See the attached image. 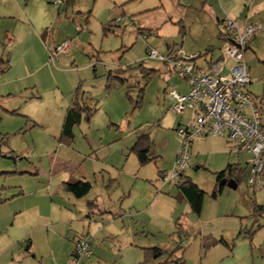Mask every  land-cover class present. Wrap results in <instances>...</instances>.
<instances>
[{
    "label": "rangeland",
    "instance_id": "1",
    "mask_svg": "<svg viewBox=\"0 0 264 264\" xmlns=\"http://www.w3.org/2000/svg\"><path fill=\"white\" fill-rule=\"evenodd\" d=\"M51 1L57 4V0ZM252 2L249 0L248 5ZM253 7H246L244 17H251L250 24L264 23V8L254 12ZM224 9L226 7L220 6L217 0H62L52 32L59 40H71L70 51L52 58V46L48 49L44 69L24 81L30 85H18L12 94L0 95V197L8 198L9 186L27 185L32 178L9 171H19L33 163L49 166L47 152H52L58 144L55 135H60L67 107L81 85V92L97 102L98 111L90 121L84 117L76 127L73 143L76 148L94 151L108 163L126 164L123 174L126 178L130 169L136 167L137 171L139 166L135 154H132L135 159L126 160L129 147L138 131L150 133L149 155L158 159L143 166L141 174L151 179L148 182L156 193L160 190L172 196L177 205L174 224H165L161 232L156 233L157 237L144 226L143 215L136 212L135 217L127 219L128 234L105 240L97 237L94 255L85 258L83 263L81 260V264H139L144 260L143 248H165L174 243L175 235L178 236L177 223L188 230L186 244L178 252L184 254L186 264H264V226L251 236L259 225H264V213L255 212L256 206H264V190L255 192L247 183L246 172L238 188L227 184L218 199L212 197L219 187L215 172L228 163L246 168L251 154L237 150L223 136L195 140L191 167L185 171L184 178L197 182L205 192L201 217L177 197L179 189L175 183L159 178L160 171L168 173L173 169L181 143L175 130L179 120L188 124L193 112L190 109L183 114L169 111L174 102L169 91L176 89L187 94L188 85L169 63L148 58V50L153 47L168 54L176 47L182 55L202 54L197 62L205 65L206 59L212 56L216 59L223 53L226 42L220 32L226 33L225 27L218 25V17L225 20L229 16ZM182 24L184 35L180 33ZM10 42L1 32L0 46L6 53L12 50L8 46ZM209 47L214 54L208 52ZM27 49L24 50L27 52L16 53L15 70L20 69L25 58L31 66L43 67L45 54L35 47ZM245 60L250 74L247 89L257 99L264 121V30L256 33ZM142 64L154 70L148 79L139 68ZM110 72L123 81L109 78ZM138 101L141 105L137 107ZM171 116L178 120L175 128L168 123ZM29 150L30 154L27 152L21 160L23 152ZM91 181L94 189L88 199L104 193L99 174L97 182L95 175L91 176ZM123 183L129 184L125 179ZM30 185L28 181L29 190L35 187ZM114 191L112 189L111 193ZM103 197L106 198L105 194ZM13 209L9 202L0 203V229L11 223ZM53 217L63 222L67 218L57 211L53 212ZM63 222L56 229L41 231L36 236L33 248L36 257L19 244L7 249L1 245L0 264H69L71 249L75 248L71 237L81 226L68 224L66 231ZM222 237L224 240L210 249L202 248L204 238L217 241ZM252 238H255L254 250ZM245 244L250 252L245 251Z\"/></svg>",
    "mask_w": 264,
    "mask_h": 264
},
{
    "label": "crops",
    "instance_id": "2",
    "mask_svg": "<svg viewBox=\"0 0 264 264\" xmlns=\"http://www.w3.org/2000/svg\"><path fill=\"white\" fill-rule=\"evenodd\" d=\"M217 1L220 6L226 7V9H224L225 13L245 24H250L251 18L249 15L244 17L246 7L250 9L251 6H254V12L264 8V0L259 3L257 0H253L251 5H248L249 0ZM60 5L61 3L55 4V1L51 0H0V35L1 32L4 33L7 42L11 41L8 46L12 48L11 52L6 53L0 46V60H5V63L2 65L3 71H0V95L6 93L12 94L18 85H24L25 87L30 85L26 84L24 81H27L33 74H37L44 69V65L47 64L46 57L49 53L48 49L66 40H59V37L55 36L54 32H52L53 25L60 15ZM218 25L224 27L223 17H218ZM222 33L224 34V32ZM224 42L226 41L224 40ZM30 47H35L37 50H40L42 55L45 54L43 67L31 66L29 60L25 58L20 69L15 70L16 65L13 59L15 60L16 53L23 52L24 50L28 51L27 48ZM209 49L211 48H208V52ZM212 54H214V52H212ZM221 57H223L222 54L216 59L214 56L211 58L213 60H219ZM209 60L206 59V61ZM34 86H37V84L35 83ZM172 105L169 111L178 114L173 110ZM169 119L170 122L168 123H172L174 126L173 128H175L178 120L174 119L172 116ZM181 124H183V122L179 120L177 127ZM177 127L175 130H177ZM61 133L59 136L55 135L58 140L55 149L52 152H47L49 157L48 167H42L41 164L37 166L33 163L30 166L23 167L24 169L19 171H9L13 174L19 173L31 176L32 178L28 181L31 182V185H35V187L29 190L28 181L27 185H11L9 186V197L5 199L0 197V203L9 202L14 206L11 223L0 229V247L3 245L2 248L7 249L19 244L21 247H26V252H32L36 257V253L33 252L35 241H37L36 236H38L41 231L47 232L54 228L56 229L58 224L63 222V220H54L53 212L55 211L62 213L64 217L67 216L63 222L66 231L68 224L76 223L81 226V230L75 231L71 240L74 242L77 237L90 238L92 246V255L90 257L94 255L93 246L97 237H100L101 240H105L128 234L130 227H128L127 219L135 217L136 212H138L139 215H143L142 222L145 224L144 226H146L149 231H152L151 234H154L155 237H157L156 233L161 232L165 224H174L177 205L174 200H172V196H167L168 194H164L163 191L160 190L158 192L162 194H157L158 192H155L156 190L154 187L148 182L151 181V179L148 180V178L141 174V168L145 165H140L137 155L131 151L132 146L141 134L140 131H138L133 144L129 147V153L126 155V160L129 161L130 158L135 159L134 156H132V154H135L139 166L137 167V171H135L136 167L132 170L130 169V172L125 174L127 175L126 178L123 176L126 164L108 163L94 151H79L75 144L68 146L60 141ZM11 152L14 153V150ZM27 152L30 154L31 151H24L23 155L20 156L21 160L26 157L25 154H27ZM156 158L158 159L157 156ZM226 167L219 171L224 170ZM115 173H117L118 176L114 175ZM98 174L99 177H101L100 185L104 193L93 197L90 196L92 199H88L87 196L91 193L92 189H94L91 176L95 175V182H97ZM159 176L161 180H166L167 172L160 171ZM70 179H84L90 181L93 185L90 193L84 198H77L73 194L64 191L62 185ZM124 179L126 182L128 181L130 185L128 184L125 186L126 183H123ZM198 185L202 189L201 185ZM219 187H221L220 182ZM3 188L6 187L4 186ZM177 188L179 189L177 197L185 201V203L189 205L190 211H192V206L188 198L180 190L179 186H177ZM112 189L115 190L113 193H111ZM254 191L256 192L257 189ZM223 192L224 186L222 193ZM104 194L107 199L103 197ZM89 201L96 202L97 207L90 208L88 205ZM203 206L204 200L201 213L199 215L197 214L199 217L202 216ZM260 213H264V211ZM180 225L182 226V224ZM263 226L264 225L258 227L255 234H257ZM185 230L188 231L187 229ZM185 239L186 238H179L175 235L174 243H170L171 245H167L168 247L165 248L172 250L177 244L183 246L186 244ZM222 239L224 240L223 237ZM156 241L158 242V239ZM254 243L255 238H252V250H254ZM244 248L246 252H250L246 244ZM232 251H234V248L231 249V252ZM73 252L74 249L73 251L71 249L72 255ZM252 252L253 256H255L254 251ZM84 259H82V263ZM158 262L159 261H156L155 264Z\"/></svg>",
    "mask_w": 264,
    "mask_h": 264
},
{
    "label": "built area",
    "instance_id": "3",
    "mask_svg": "<svg viewBox=\"0 0 264 264\" xmlns=\"http://www.w3.org/2000/svg\"><path fill=\"white\" fill-rule=\"evenodd\" d=\"M61 2L57 0V4ZM224 27L227 40L223 57L221 60L211 58L205 65L197 62L200 54L182 55L178 51L176 56H170L153 47L148 50V58L169 63L188 85L187 94L176 89L169 91L174 100L173 110L178 114L187 109L193 112L191 121L176 130L181 143L167 181L177 185L184 179L185 171L191 167L196 139L223 136L237 150L251 154L247 183L254 189L264 190V121L257 99L247 89L250 74L245 60L251 41L258 31L264 30V23L245 24L228 16ZM71 47V40L66 39L52 48L51 57L67 53ZM74 244L69 264H81L82 259L92 255L91 240L77 237Z\"/></svg>",
    "mask_w": 264,
    "mask_h": 264
},
{
    "label": "trees",
    "instance_id": "4",
    "mask_svg": "<svg viewBox=\"0 0 264 264\" xmlns=\"http://www.w3.org/2000/svg\"><path fill=\"white\" fill-rule=\"evenodd\" d=\"M181 34H185V27L181 25ZM220 37L226 39V34L220 33ZM179 49L176 47L172 48L169 52L170 56H176ZM214 52L213 49H209V53ZM207 55V54H206ZM203 55L200 54V57ZM222 59V57L220 58ZM219 59V60H220ZM3 63H5L4 59L0 60V71H3ZM140 70L145 73V77L148 79L151 77L152 73L154 72L153 69H149L145 67L143 64L139 66ZM109 78H119L123 81V78L117 76L116 74H112L110 72ZM131 98V97H130ZM141 105V102L138 101L137 107ZM98 111L97 102H94L93 98L86 96L85 92H81V85L77 87L73 94L72 104L67 108L65 120L63 124L62 133L60 136V141L68 146H71L75 141V129L78 125H80L84 119V117L90 121L91 117L95 115ZM151 150V135L150 133H141L132 146L131 151H133L140 162V165H146L151 161H155L156 157H150L149 153ZM247 172L248 175V168L242 167L240 164L236 163H229L227 167L216 173L218 183L223 179L227 178L228 180L234 179L237 184H240L244 174ZM113 181V180H112ZM177 186H179L180 190L184 193V195L188 198L193 213L200 214L202 210L203 200L205 192L199 187L197 183H195L190 178H184L181 180ZM93 185L90 181L84 179H70L67 182L63 183L62 189L66 192L73 194L77 198H84L86 197ZM223 191V187H217L212 193V197L217 199ZM88 205L90 208L96 206L94 201H89ZM260 211H264L263 205H258L255 207V212L260 213ZM178 227V236L179 238H185L188 235L187 231L183 228V226L177 223ZM258 227H261L259 225ZM256 231V230H255ZM255 231L252 232L251 236L255 234ZM223 239L220 240H211L210 238H204L202 241V248L205 250L210 249L214 246L217 242H221ZM182 245L175 246L172 250L168 248L162 247H146L143 248L144 251V260L139 264H152L156 261H159L157 264H186L184 259V254H179V250H182Z\"/></svg>",
    "mask_w": 264,
    "mask_h": 264
},
{
    "label": "water",
    "instance_id": "5",
    "mask_svg": "<svg viewBox=\"0 0 264 264\" xmlns=\"http://www.w3.org/2000/svg\"><path fill=\"white\" fill-rule=\"evenodd\" d=\"M233 43H235L234 41H232ZM229 185L230 187L236 189L238 188V184L237 182L234 180V179H230L228 180L227 178H223L221 181H220V186L223 187L225 185Z\"/></svg>",
    "mask_w": 264,
    "mask_h": 264
}]
</instances>
